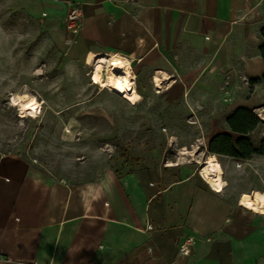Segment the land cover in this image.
I'll use <instances>...</instances> for the list:
<instances>
[{"label": "crops", "instance_id": "1", "mask_svg": "<svg viewBox=\"0 0 264 264\" xmlns=\"http://www.w3.org/2000/svg\"><path fill=\"white\" fill-rule=\"evenodd\" d=\"M12 1L57 56L53 66L67 72L58 77L78 71L89 82L91 56L126 57L137 97L186 98L206 149L219 133L236 136L227 123L236 108H264V0ZM76 4L83 19L70 42L65 15ZM171 170L55 174L0 149V264H264V206L252 193L239 201L226 182L220 191L201 173Z\"/></svg>", "mask_w": 264, "mask_h": 264}, {"label": "rangeland", "instance_id": "2", "mask_svg": "<svg viewBox=\"0 0 264 264\" xmlns=\"http://www.w3.org/2000/svg\"><path fill=\"white\" fill-rule=\"evenodd\" d=\"M22 15L12 0H0V149L27 154L55 174L84 166L129 170L139 165L170 167L175 176L200 173L210 153L185 97L173 102L139 94L137 104H130L92 80L94 64L87 67L89 82L78 71L73 78H60L67 72L53 66L57 56ZM13 93L31 94L41 107L23 116L11 104ZM257 113L261 124L251 135L260 148L264 108ZM217 158L231 196L240 201L248 190L261 210L264 193L252 189L264 190V155L244 163Z\"/></svg>", "mask_w": 264, "mask_h": 264}, {"label": "bare ground", "instance_id": "3", "mask_svg": "<svg viewBox=\"0 0 264 264\" xmlns=\"http://www.w3.org/2000/svg\"><path fill=\"white\" fill-rule=\"evenodd\" d=\"M90 59L94 64V76L92 79H94L95 83L100 84L101 87L108 88L130 104L137 103V90L133 83L134 75L129 59L118 54L109 58L106 56H91ZM106 66L108 67V72L105 76V72H102V70ZM11 104L18 106L23 116L41 107L40 102L28 93H13ZM201 173L214 188L220 191L223 190L225 186L224 171L215 154L206 156V160L201 165ZM260 198V196L257 197V199Z\"/></svg>", "mask_w": 264, "mask_h": 264}, {"label": "trees", "instance_id": "4", "mask_svg": "<svg viewBox=\"0 0 264 264\" xmlns=\"http://www.w3.org/2000/svg\"><path fill=\"white\" fill-rule=\"evenodd\" d=\"M261 35L263 42L259 46V51L264 60V28ZM227 123L236 136L223 132L212 137L207 146V151L210 154L227 155L240 159H248L255 154L264 155V140L261 142V147L257 148L251 135L261 124V119L254 109L236 108L228 114ZM130 159L127 157V160Z\"/></svg>", "mask_w": 264, "mask_h": 264}, {"label": "built area", "instance_id": "5", "mask_svg": "<svg viewBox=\"0 0 264 264\" xmlns=\"http://www.w3.org/2000/svg\"><path fill=\"white\" fill-rule=\"evenodd\" d=\"M109 1L116 2L118 0H109ZM82 19H83V10L79 4H76L73 7H71L69 11L67 12V14L65 15V27L67 29L70 42H74L77 40L79 33H80V29H81ZM93 76H94V73L92 75V78ZM133 83L135 86L134 79H133ZM225 92L227 94V97H225V100L229 101L231 99L230 97H228L230 93L228 90H226ZM194 242H195V239L192 236L184 238L179 246L180 253L184 255H189L191 253V245ZM0 258H1V255H0Z\"/></svg>", "mask_w": 264, "mask_h": 264}]
</instances>
